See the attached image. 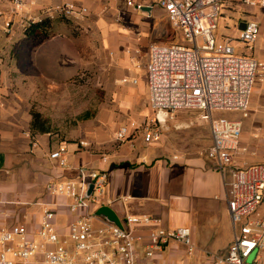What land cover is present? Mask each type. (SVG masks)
<instances>
[{
	"label": "crops",
	"instance_id": "0c3cea01",
	"mask_svg": "<svg viewBox=\"0 0 264 264\" xmlns=\"http://www.w3.org/2000/svg\"><path fill=\"white\" fill-rule=\"evenodd\" d=\"M137 1L149 9L135 10L124 0H23L22 9L14 11L11 0H0V228L19 223L30 231L35 230L46 203H59L56 222L64 227L70 219L64 204L66 199L48 194L45 184L76 178V168L83 166L108 174L104 205L119 219L128 214H144L159 219V226L166 230L190 228L191 240L199 251L192 256L193 261H189L179 243L170 242L154 254V264H197L202 253H225L233 238L222 176L205 154L212 140L209 123L200 119L202 111L178 110L197 112L200 120L197 125H208L206 134L177 122L175 128L185 129L163 134L158 124L165 123L169 113L150 108L156 119L154 125L161 132L158 141H144L139 129H129L122 141L115 138V132L126 122L144 117V122L149 120L146 73L134 66L125 48L138 47L145 57L150 42L175 40L169 36L171 27L163 10L151 6L150 0ZM66 2L89 9L86 16H92L103 45L110 52L107 72L115 83L116 95L111 109L100 110L83 120L90 122L74 135L60 139L52 132L31 130L29 108L23 107L28 106V100L12 92V88H23L25 83L27 88H35L31 83L42 81L50 73L45 69L47 66H54L52 72L59 78L65 71L59 59L54 63L57 56L52 48H64L66 61L71 32H62L65 26L59 24L58 33L37 41L24 32L23 24L25 19L37 20L45 9ZM8 18L10 32L4 29ZM69 20L76 23V19ZM257 22L260 25L255 41L257 49L252 45L250 53L264 63V8H260ZM122 77L137 78V82L121 83ZM258 87L260 92L254 93L264 104V80ZM246 117L249 120L242 123L239 147L233 156L236 168L264 164V108L252 107ZM59 146H65L70 168L61 167L50 158V153ZM228 174L227 169L225 175ZM97 208L92 206L94 212ZM151 227L154 226L138 227L137 232L145 235ZM138 246L140 249L141 242ZM260 254L264 255V251Z\"/></svg>",
	"mask_w": 264,
	"mask_h": 264
},
{
	"label": "built area",
	"instance_id": "2783aa9c",
	"mask_svg": "<svg viewBox=\"0 0 264 264\" xmlns=\"http://www.w3.org/2000/svg\"><path fill=\"white\" fill-rule=\"evenodd\" d=\"M124 1L135 10L143 6L141 1ZM224 1L150 0L151 6L163 10L170 27L179 31L181 41L150 42L145 60L138 47H127L125 53L136 68L145 70L148 105L153 111L173 113L196 109L202 111L200 119L210 125L212 142L205 154L222 176L233 238L224 254L202 253L197 264H257L255 260L247 263V259L264 251V164L233 167L242 132L241 120L214 116L213 112L237 111L248 115L256 77L264 68V63L250 53L260 34V25L253 19L242 20L245 27L239 30V39L246 43L248 54H236L228 40L218 42L215 36ZM240 1L249 8H264V0ZM11 3L14 11L22 9L23 0H11ZM88 13L86 6L66 2L45 9L37 20L25 19L23 29L43 18L63 16L77 20ZM10 23V18L5 20L7 32ZM166 33L164 30L163 35ZM128 81L136 83L137 78L120 79L121 83ZM155 121L151 118L145 122L146 142L160 139ZM130 126L136 128L134 122ZM129 129L128 125L120 126L115 138L124 140ZM50 158L57 160L59 166L70 168L65 146L52 151ZM75 177L45 184L48 194L66 199L64 204L70 219L64 227L56 222L59 203H46L35 230L30 231L19 223L0 228V264H154V254L170 242L183 245L189 256L199 252L186 226L166 230L159 226V219L144 214L125 215L118 226L95 215L92 206L105 204L108 174L81 166L76 168ZM89 184L92 190L87 194ZM142 226L154 227L143 235L137 232Z\"/></svg>",
	"mask_w": 264,
	"mask_h": 264
},
{
	"label": "rangeland",
	"instance_id": "374dc122",
	"mask_svg": "<svg viewBox=\"0 0 264 264\" xmlns=\"http://www.w3.org/2000/svg\"><path fill=\"white\" fill-rule=\"evenodd\" d=\"M259 12L260 8H249L241 3L240 0H225L222 4L220 15L217 18V29L215 30L217 41L224 43L228 40L227 38H230L228 42L234 48L236 54H248L245 49L246 43L239 39L237 25L240 20L253 19L257 21ZM94 16L96 15L94 14ZM61 17L66 19V17ZM91 19V15L84 16L81 19L74 20L76 23H72V20L70 25L63 24L65 27H63L62 32H71L69 33L71 36H68L66 61L64 58L66 50L64 48H52V52L57 56L53 58L54 63L58 62L57 59H59L62 65L65 66V71L60 74V78L56 72H52L55 69L54 66H47L45 69L50 73H46L42 81L32 82L31 84L35 85V88H27L26 83L23 88H12V92L17 93L23 100H28V106L25 104L23 107L29 108V111L34 110L39 112L47 120L50 132L56 138L62 139L74 135L78 129L87 125L90 121L82 122L83 120L80 121L78 119L84 112L88 111L95 116L100 110L111 109L113 107L112 99L116 95L114 89L115 83L110 79L107 72L110 52L103 45L101 34ZM169 36L175 37L176 41H181L179 31L172 28L169 30ZM255 41L252 45L255 46L256 51L257 44ZM62 77H65V79ZM263 80L264 68L259 70L256 77L250 95L248 112H250L252 107L254 110L264 108L263 102L258 101L255 94L256 92L257 94L260 92V87L257 88V86ZM253 96H256L254 98L255 104H252ZM147 108L149 109L147 119L154 118V113L148 103ZM213 115H223L228 118L239 119L243 124L249 120L241 112L237 111H214ZM144 118L146 119V117ZM144 118H141L139 121L130 120L124 125H128L130 129H139L143 132L145 125ZM165 120V123L162 125L158 124L163 134L170 130H178L180 132L185 129L183 127L175 128V125H178L176 122L189 124V127L198 128V131L201 133L206 134L208 131L207 124L205 126L197 125L200 120L195 111L188 110L169 113L165 117ZM132 122L136 124V128L130 126ZM179 245L185 250L183 245ZM185 255L189 261H193L192 256ZM253 260L257 261V264H264V255L254 253L247 259V263Z\"/></svg>",
	"mask_w": 264,
	"mask_h": 264
},
{
	"label": "trees",
	"instance_id": "16d2710c",
	"mask_svg": "<svg viewBox=\"0 0 264 264\" xmlns=\"http://www.w3.org/2000/svg\"><path fill=\"white\" fill-rule=\"evenodd\" d=\"M59 24H65L70 25L71 20L69 19H63L61 16L49 19V18H43L40 21L34 22L29 27H26L24 29V32L31 36L33 39L37 41H42L45 39H48L52 36H54L57 32V26ZM70 27V26H69ZM31 114V122H30V128L33 132L36 133H44V132H50V128L47 125V120L42 117V115L37 111H30ZM94 116V114L90 112H84V114L80 115L78 119L80 121L90 119Z\"/></svg>",
	"mask_w": 264,
	"mask_h": 264
},
{
	"label": "water",
	"instance_id": "95a60500",
	"mask_svg": "<svg viewBox=\"0 0 264 264\" xmlns=\"http://www.w3.org/2000/svg\"><path fill=\"white\" fill-rule=\"evenodd\" d=\"M149 7H145V6H142L141 7V10H148ZM245 27V22L244 21H240L237 25V28L238 30H242L244 29ZM92 190V185L89 184L88 185V189H87V194H89ZM95 215L97 216H101L103 217L104 219L110 221V222H113L115 223L116 225L118 226H121V221L120 219L118 218V216L116 215V213L107 205H102V206H99L96 210H95Z\"/></svg>",
	"mask_w": 264,
	"mask_h": 264
}]
</instances>
